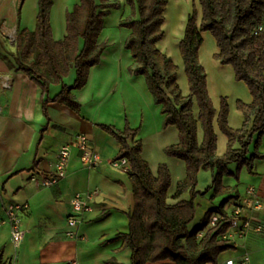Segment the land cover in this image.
Segmentation results:
<instances>
[{
  "label": "crops",
  "instance_id": "1",
  "mask_svg": "<svg viewBox=\"0 0 264 264\" xmlns=\"http://www.w3.org/2000/svg\"><path fill=\"white\" fill-rule=\"evenodd\" d=\"M182 1L172 0L166 27L173 57L181 64V91L188 95L191 92L180 53V41L192 0H185L186 4ZM79 2L53 0L50 17L55 40L65 38L67 13ZM38 3L39 0H23L21 4L17 0H0V251H3V261L8 264H106L114 258L130 264L132 250L123 247L120 237L130 230L129 214L135 205L130 168L123 169L111 163L119 155L121 146L101 125L123 129L128 119L132 127H139L144 157L147 154V158L159 160L151 166L155 173L160 163H167L161 159L166 157V147L178 142V130L173 125L164 126L161 106L155 102L146 78L130 71L134 59L126 43L131 29L123 24L129 9L123 4L109 10L99 40L105 45L101 60L90 69L87 84L74 91L81 110L51 101L47 105V117L42 109V88L19 68L17 45L9 42L6 33L13 27L19 31L26 28L34 30ZM203 36L200 58L207 72L213 103L219 110L221 98L228 97L229 124L233 128H241L246 117L238 102L251 103V91L244 81L236 78L231 64H223L216 58L219 47L215 37L210 32H204ZM75 78L76 69L72 68L64 81L72 85ZM6 80L10 81V88L5 87ZM61 89V84H51L48 96L55 97ZM216 131L217 154L223 155L227 151L228 138L217 124ZM82 133L88 136L91 147L102 156L100 165L88 167L82 162L81 150L76 144L77 136ZM202 135L203 130L199 128V137ZM65 144L72 146L67 176L56 185L40 186L35 180L37 174L57 169L58 153ZM254 150L252 144L249 156ZM259 151L264 155V137ZM168 159L179 164L175 168L181 170L179 178H175L172 172L169 191V202L176 203L190 197L189 192L180 198L174 197L178 182L186 176V166L181 159L171 156ZM238 168L237 162L228 166L231 174L222 179L228 189L226 193L214 196V188H211L205 194L208 201L206 212L228 198V204H245L246 192L251 186L257 188L264 202V157L255 159L253 171L247 166L239 171ZM209 173L207 188L213 184L214 172L210 170ZM95 190L98 195L92 209L83 214L77 226H70L71 197L78 192ZM10 203L29 204L22 213L26 237L18 248L11 240L10 225L4 222L6 207ZM244 213L264 224V209L256 211L245 207ZM195 225L192 223L191 226ZM245 255L250 257V264H264V230L250 231L243 240L223 251L217 264H229L230 260L238 262ZM146 264L161 262L148 261Z\"/></svg>",
  "mask_w": 264,
  "mask_h": 264
},
{
  "label": "trees",
  "instance_id": "2",
  "mask_svg": "<svg viewBox=\"0 0 264 264\" xmlns=\"http://www.w3.org/2000/svg\"><path fill=\"white\" fill-rule=\"evenodd\" d=\"M198 1L200 12L194 2L180 41L190 92L198 106V112L185 113L165 91L149 57L146 42L152 20L136 19V1L128 0L131 9L123 24L131 29L126 43L134 59L130 71L146 78L155 102L161 106L164 126L173 125L178 130V142L167 146L165 151L186 164V176L178 182L174 197L180 198L186 192L190 194L188 199L169 202L172 171L165 162L159 164L156 173L153 171L143 155L144 144L139 136V127H132L128 119L123 129L101 125L121 146L116 159L126 158L130 164L135 205L129 214L130 230L120 235L123 247L132 250L130 264H146L148 261L217 264L219 255L235 244L223 238L230 222L222 221L212 228L209 223L215 212L226 213L224 208L230 198L218 207L210 208L192 227L196 199L211 188H214V196L227 192L222 179L231 174L228 169L231 163H238V171L243 166L253 171L255 159L264 157L259 151L264 137V0ZM52 6L53 0H39L36 28L20 30L16 43V62L41 86L42 109L47 117V105L51 101L81 110L74 91L87 84L90 69L100 62L105 50V45L99 41L105 18L111 8L120 5L114 0H80L67 13V34L63 40H55L53 36ZM204 32H210L217 41L219 52L216 58L234 67L236 78L247 84L253 96L251 103L238 102L246 117L241 128L236 129L229 124L228 97L221 98L219 110L213 103L207 72L200 58ZM72 68L76 69V78L72 85H68L64 78ZM51 84L62 85L61 91L53 98L48 96ZM216 124L228 138L227 151L223 155L217 154ZM200 127L202 138L199 137ZM44 131L45 128L42 133ZM252 144L255 150L249 156ZM201 169L214 172L213 184L204 192L197 188ZM0 264H8L3 261L2 250ZM106 264L125 263L112 258Z\"/></svg>",
  "mask_w": 264,
  "mask_h": 264
},
{
  "label": "built area",
  "instance_id": "3",
  "mask_svg": "<svg viewBox=\"0 0 264 264\" xmlns=\"http://www.w3.org/2000/svg\"><path fill=\"white\" fill-rule=\"evenodd\" d=\"M20 4L23 0H17ZM9 42L17 43L19 37V30L13 27L7 32ZM5 87L10 88V81L6 80ZM77 146L81 150V160L88 167H95L103 162V158L98 151L93 149L90 145L89 138L82 133L77 136ZM72 156V146L70 144L63 145L58 153L57 169L50 173L37 174L35 180L40 186H53L59 183L68 174ZM114 166L123 169H129L130 164L126 158L114 159L111 162ZM98 195V191H90L87 193H75L70 199L71 213L68 217L70 226H77L81 222L83 214L92 209V203ZM29 207L28 203H10L6 207L5 223L11 227V240L15 247L21 246L25 237L26 230L23 228L22 213ZM262 210L264 209V202L259 196L256 187L251 186L246 192V202H233L227 204L224 208L225 214L222 212H215L210 220L209 227H215L222 221L230 222L229 230L223 235L225 239H231V243L237 244L243 240L250 231L262 232L264 224L261 221L255 220L252 216L244 213V210ZM202 234V233H201ZM250 257L245 255L240 261L236 262L230 260L229 264H250Z\"/></svg>",
  "mask_w": 264,
  "mask_h": 264
},
{
  "label": "rangeland",
  "instance_id": "4",
  "mask_svg": "<svg viewBox=\"0 0 264 264\" xmlns=\"http://www.w3.org/2000/svg\"><path fill=\"white\" fill-rule=\"evenodd\" d=\"M135 1L137 8V14L135 18L139 19L142 17L144 19L152 20V24L147 32L146 46L149 53V57L151 61L154 63L158 76L160 80L163 81L164 83L165 91L168 92L172 96V98L175 99L176 104L181 111L185 113L198 112L197 102L193 97V95L191 93H189L188 95H184L181 91V87L179 83V72L181 70V64L178 63L177 60L173 57L172 46L169 40V34L167 32L166 21L172 0H135ZM184 1H182V3L186 4V2ZM114 2L120 5L122 4L125 5V7L129 9V13H130L131 8L128 4V0H114ZM194 2L198 6L200 12V4L199 1L196 0L191 1V4L189 6L190 12L192 11ZM126 19L127 16L123 18V21H126ZM168 29L170 31L171 28ZM148 141L149 140H147V143ZM143 153L145 156V152ZM165 156H164L165 158H162L161 161H166L169 164L174 177L179 178L181 176V170L179 168H175L176 166L178 167L179 164L178 165L176 163L173 164V161L171 159H168L170 158V156L167 154ZM145 158H147V154ZM147 159L150 162L151 166H154L156 162L159 161L157 160L158 158H153L155 160L151 158H147ZM209 172L210 170L207 169H201V171L199 172L200 182L198 181L199 187L197 186V188H200L201 191L203 192L207 189L209 185L208 184V179L210 174ZM200 177L202 178L200 179ZM207 204L208 201L207 199H205V194L198 196L196 216L193 221V224L194 223L197 224L203 218L208 206Z\"/></svg>",
  "mask_w": 264,
  "mask_h": 264
},
{
  "label": "bare ground",
  "instance_id": "5",
  "mask_svg": "<svg viewBox=\"0 0 264 264\" xmlns=\"http://www.w3.org/2000/svg\"><path fill=\"white\" fill-rule=\"evenodd\" d=\"M181 18V17H180ZM177 20H179V17H178V19Z\"/></svg>",
  "mask_w": 264,
  "mask_h": 264
}]
</instances>
